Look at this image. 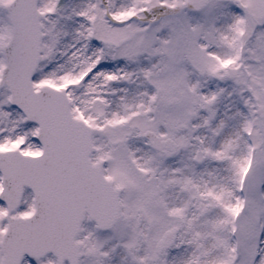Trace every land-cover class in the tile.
I'll use <instances>...</instances> for the list:
<instances>
[{"label":"snow or ice","instance_id":"1","mask_svg":"<svg viewBox=\"0 0 264 264\" xmlns=\"http://www.w3.org/2000/svg\"><path fill=\"white\" fill-rule=\"evenodd\" d=\"M0 264H264V0H0Z\"/></svg>","mask_w":264,"mask_h":264}]
</instances>
